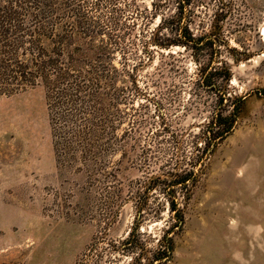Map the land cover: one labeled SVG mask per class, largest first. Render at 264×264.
<instances>
[{
    "label": "rangeland",
    "instance_id": "374dc122",
    "mask_svg": "<svg viewBox=\"0 0 264 264\" xmlns=\"http://www.w3.org/2000/svg\"><path fill=\"white\" fill-rule=\"evenodd\" d=\"M38 28L86 57L106 123L87 151L43 82L0 89V264H264V0H0L19 60Z\"/></svg>",
    "mask_w": 264,
    "mask_h": 264
},
{
    "label": "trees",
    "instance_id": "16d2710c",
    "mask_svg": "<svg viewBox=\"0 0 264 264\" xmlns=\"http://www.w3.org/2000/svg\"><path fill=\"white\" fill-rule=\"evenodd\" d=\"M29 37L33 40L32 44L37 45L38 58L26 54L28 59L19 60L16 51L11 47V40H3V33H0V89L6 92H12L20 88L30 85H35L39 81L43 82L48 89V97L52 111L55 133L64 135V125L75 119L74 129L72 132H67L69 138L74 140L87 151H92L96 148V143L99 140V132L105 127L104 121L97 120L99 114V106L104 102V97L100 91L94 89V78L90 73H86L83 66L86 65L87 59L79 54V48H71L67 46L64 52L55 47L53 50L48 49L41 44L40 39L44 38L43 28H38ZM178 44L188 45L193 43L196 48H200L199 42L203 39H196L189 32L188 27H185L182 36L180 35ZM61 45V41L57 42ZM213 43V40L205 42L202 47ZM174 44L173 41L165 46ZM66 45V43H65ZM93 62V61H92ZM226 71V70H225ZM230 71L225 72V78L229 79ZM228 77V78H227ZM232 114L230 117L219 118L218 127L223 126L215 134L216 139H223L234 126L236 116ZM55 121V122H54ZM72 144L67 143L64 149L67 151L73 150ZM192 181L191 176L182 177L178 184L187 186ZM177 185V184H176ZM172 211L178 210L177 204L171 202ZM180 221L177 227L181 226L183 217L180 216ZM166 257H158L156 260L161 261L167 258L172 250V243L166 244Z\"/></svg>",
    "mask_w": 264,
    "mask_h": 264
}]
</instances>
